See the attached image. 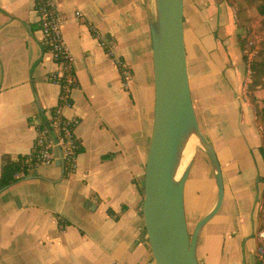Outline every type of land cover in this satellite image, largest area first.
<instances>
[{"label":"crops","instance_id":"obj_1","mask_svg":"<svg viewBox=\"0 0 264 264\" xmlns=\"http://www.w3.org/2000/svg\"><path fill=\"white\" fill-rule=\"evenodd\" d=\"M242 2L253 18L246 28L235 3L184 0L190 97L224 193L198 234L199 264H256L248 245H257L264 158L239 41L247 29L255 44L264 38V15ZM56 7L76 79L73 106L64 110L78 121L76 168L65 176L57 159L0 189V264H153L141 211L153 124L152 2L56 0ZM40 39L34 0H0V176L5 163L19 165L31 153L36 128L58 101L59 86L49 80L56 63ZM100 41L129 67L126 87ZM255 97L262 108L264 86ZM202 156L185 183L186 219L199 220L215 202L214 172ZM191 176L198 184L188 187Z\"/></svg>","mask_w":264,"mask_h":264},{"label":"water","instance_id":"obj_2","mask_svg":"<svg viewBox=\"0 0 264 264\" xmlns=\"http://www.w3.org/2000/svg\"><path fill=\"white\" fill-rule=\"evenodd\" d=\"M150 22L154 89L153 124L146 156L142 217L154 264H198V234L218 212L223 182L214 151L198 126L190 97L184 48V0H152ZM193 132L214 172L217 188L212 208L188 234L184 187L191 162L178 183L172 182L179 139Z\"/></svg>","mask_w":264,"mask_h":264},{"label":"built area","instance_id":"obj_3","mask_svg":"<svg viewBox=\"0 0 264 264\" xmlns=\"http://www.w3.org/2000/svg\"><path fill=\"white\" fill-rule=\"evenodd\" d=\"M34 9L37 15L39 31L41 33L40 45L48 52L56 63V70L49 80L59 86L58 101L47 117L45 123L35 130V140L31 153L23 158L21 163L24 170L17 171L13 178L24 177L27 171L34 167L46 166L59 159L62 163L64 175H70L76 168V157L79 152V143L75 136L78 124L74 117H66L64 110L73 106L71 91L76 86V79L72 68V59L69 49L62 35L63 16L58 12L56 0H34ZM80 16L75 13V18ZM100 46L107 55L113 58L119 71L122 84L126 87L131 78L129 67L114 56V46L107 41H100ZM246 78L244 87L250 83L251 62L256 56V45L252 41L246 44L243 50ZM257 241L254 256L258 264H264V230L254 233ZM154 264V262H153Z\"/></svg>","mask_w":264,"mask_h":264},{"label":"trees","instance_id":"obj_4","mask_svg":"<svg viewBox=\"0 0 264 264\" xmlns=\"http://www.w3.org/2000/svg\"><path fill=\"white\" fill-rule=\"evenodd\" d=\"M228 5L232 6L235 3L236 6V18L238 23L242 27H247L249 19L246 17V8L243 5L242 0H225ZM245 4L248 3L249 6H254L257 12L260 15H264V0H244ZM247 4V5H248ZM252 40L253 36L250 34V29H247V32L243 38L240 39L239 45L240 49L245 46L248 40ZM256 56L251 62V76L250 83L246 87V94L249 99L250 104L254 107L255 112V122L258 128L260 129L261 134V146L259 148L262 157L264 158V98L262 100L263 107L259 108L257 105V98L255 97V92L258 87L264 86V38L258 43L256 42ZM244 59V57H243ZM203 157L206 162L209 164V161L206 155L203 153ZM24 170L21 164H14L7 162L2 167V172L0 176V189L6 187L11 181L12 176L15 172ZM67 176V175H65ZM261 198L264 201V189L261 193ZM256 264H258L256 262Z\"/></svg>","mask_w":264,"mask_h":264},{"label":"rangeland","instance_id":"obj_5","mask_svg":"<svg viewBox=\"0 0 264 264\" xmlns=\"http://www.w3.org/2000/svg\"><path fill=\"white\" fill-rule=\"evenodd\" d=\"M151 2H152V6H153V9H154V5H153V1L151 0ZM246 4H248V3H246ZM249 5V4H248ZM249 19V23H248V27H249V25H250V23L252 22V20H253V18L252 17H250V18H248ZM246 32H247V30H242V32H241V34L240 35H242L241 37L243 38L244 36H245V34H246ZM250 41H252L253 43L256 41L254 38L251 40H248V42H250ZM247 42V43H248ZM246 43V44H247ZM246 44H245V46H243V48L241 49V52H242V55H243V57H244V54H243V50L245 49V47H246ZM244 62H245V59H244ZM245 67H246V65H245ZM245 73H246V68H245ZM199 126V125H198ZM200 128V127H199ZM200 131H201V129H200ZM202 132V131H201ZM203 151L201 150V148L199 147V145L197 144V145H195V148H194V154H193V157H192V159H191V161L192 160H195V158L197 157V156H202L203 155ZM202 158H204L203 156H202ZM194 165H195V163H194ZM211 166V165H210ZM188 176H189V174H188ZM190 177V176H189ZM188 178V177H187ZM212 178L214 179V177H213V175H212ZM262 179H264V178H262ZM193 184V186H195L196 185V183H197V181H196V177H192L191 176V178H189V181L187 182V185H188V187H189V185L190 184ZM198 184V183H197ZM199 185H200V183H199ZM214 188H215V185H214ZM213 191H215V190H213ZM216 199V198H215ZM203 202H204V200H201L200 201V205L199 206H201L202 204H203ZM261 202V201H260ZM205 203V202H204ZM260 207V209H259V212H258V230H264V204H262V206H261V204H259L258 205V208ZM197 216H195V215H191V214H188L187 215V219H186V223H187V229H188V234L189 235H191L192 233H193V230H194V227H195V225H196V223H197V221H198V219L197 220H194V218H196ZM211 225V224H210ZM254 232H256V230L254 231ZM249 246V253H248V255H249V259H252L253 258V255H254V252H255V248L253 247V243L252 242H250V244L248 245ZM199 264V263H198Z\"/></svg>","mask_w":264,"mask_h":264},{"label":"bare ground","instance_id":"obj_6","mask_svg":"<svg viewBox=\"0 0 264 264\" xmlns=\"http://www.w3.org/2000/svg\"><path fill=\"white\" fill-rule=\"evenodd\" d=\"M197 144L198 140L193 132H189L180 137L176 153V161L172 170V182L174 184L179 182L188 167L194 154L195 145Z\"/></svg>","mask_w":264,"mask_h":264}]
</instances>
